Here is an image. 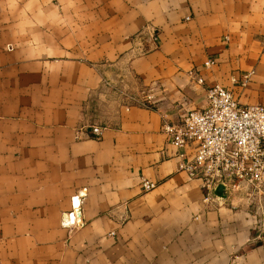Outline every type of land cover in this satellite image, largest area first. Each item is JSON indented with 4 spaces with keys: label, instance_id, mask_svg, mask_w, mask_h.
<instances>
[{
    "label": "crops",
    "instance_id": "crops-1",
    "mask_svg": "<svg viewBox=\"0 0 264 264\" xmlns=\"http://www.w3.org/2000/svg\"><path fill=\"white\" fill-rule=\"evenodd\" d=\"M214 85L264 105V0H0V264H264L162 132Z\"/></svg>",
    "mask_w": 264,
    "mask_h": 264
},
{
    "label": "built area",
    "instance_id": "built-area-1",
    "mask_svg": "<svg viewBox=\"0 0 264 264\" xmlns=\"http://www.w3.org/2000/svg\"><path fill=\"white\" fill-rule=\"evenodd\" d=\"M196 81L203 82L200 77ZM113 89L127 108L151 106V96L145 90ZM205 100L204 108L190 110L177 122L162 126L168 143L179 151L178 170L200 182L204 201L214 198L218 185L223 186L225 196L241 193L257 217L258 232L264 239V105H240L220 85L207 88ZM90 130L92 136H101L100 126L92 125ZM141 184L144 190L154 187L145 180ZM77 210L69 214H74V219L79 217Z\"/></svg>",
    "mask_w": 264,
    "mask_h": 264
},
{
    "label": "water",
    "instance_id": "water-1",
    "mask_svg": "<svg viewBox=\"0 0 264 264\" xmlns=\"http://www.w3.org/2000/svg\"><path fill=\"white\" fill-rule=\"evenodd\" d=\"M223 186L222 185H218L215 189H214V195L218 198H224L225 196L223 195ZM77 214H79V209L77 210Z\"/></svg>",
    "mask_w": 264,
    "mask_h": 264
}]
</instances>
